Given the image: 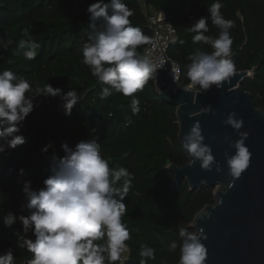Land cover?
<instances>
[{"label": "trees", "instance_id": "1", "mask_svg": "<svg viewBox=\"0 0 264 264\" xmlns=\"http://www.w3.org/2000/svg\"><path fill=\"white\" fill-rule=\"evenodd\" d=\"M96 0H0V71L11 70L26 78L35 90V82L41 86L51 84L60 88L61 94L75 89L79 102L71 114L66 115L59 97H45L50 119H42L41 114L33 112L21 127L26 143L0 154V186H7L17 197V215L25 202L22 191L23 181H31L32 187H42L47 177V168L53 155V149L42 153L48 143L54 145L55 154L64 155L61 145L67 143L74 147L78 142L98 138L101 154L111 157L110 167L122 166L135 174L133 187L129 190L124 203L127 212L122 217L128 225L131 237L127 244L130 256L123 264H139L140 257L132 255L140 243L156 249V259L148 264H175L179 259V248L175 253L168 251L171 242L169 229L177 214L185 212L187 222L205 204L213 203L209 189L189 190L185 181L172 187V172L167 164L182 165L186 158L177 139V124L173 105L162 100L150 79L142 91L136 93L140 100L141 111L133 114L131 97L115 93L107 99H101L100 89L104 85L97 83L87 66L63 68L82 58L81 39H87L90 23L87 8ZM108 2V0H105ZM214 0H142L145 6L164 12L166 19L175 27L176 36L169 43L168 54L180 67V83L186 84L187 57L197 49L211 52L210 46L193 43L187 27L200 18L209 24L206 35L218 36L219 29L211 24L208 8ZM224 17L234 21L231 29L233 38L232 55L237 70L253 67V75L243 79L242 89L251 94L255 107L264 108V0H222ZM134 10L130 17L132 25L138 27L149 37L144 11L138 0H124ZM29 29L28 34L23 30ZM34 39L40 47L36 49V58L23 57L18 44L21 40ZM11 40L13 43L8 44ZM183 42V43H181ZM144 45L137 50L142 53ZM11 58L9 65L5 60ZM64 76L57 84L52 81ZM50 79V80H49ZM145 107V111L142 109ZM62 124L66 136H61L52 124ZM172 144L170 147L168 144ZM176 151V153H174ZM20 169H23L21 176ZM9 210L0 203V238L12 244L15 264H26L31 254L17 247L18 238L14 231L3 229L1 222ZM165 224H159L160 222ZM22 233V225L14 224ZM179 229H187L179 225ZM155 234V235H154ZM161 243H158L157 237ZM164 249H161V248ZM4 253L0 249V254Z\"/></svg>", "mask_w": 264, "mask_h": 264}, {"label": "clouds", "instance_id": "2", "mask_svg": "<svg viewBox=\"0 0 264 264\" xmlns=\"http://www.w3.org/2000/svg\"><path fill=\"white\" fill-rule=\"evenodd\" d=\"M223 7L222 0H214L208 8L211 24L219 29L218 36L206 35L210 29L205 18L187 27L194 34L193 43L212 49L210 53L197 49L187 57L189 87L205 92L213 86L220 89L236 71L234 61L229 58L235 23L224 17ZM87 14L90 31L80 49L81 63L88 67L97 83L104 85L99 92L101 99L115 93L131 97V111L138 114L141 109L136 93L154 78L157 64L137 49L151 43V39L132 25L130 17L134 10L124 0H96L88 6ZM23 32L28 34L29 29ZM12 43L8 41L9 45ZM18 47L23 57L31 61L40 45L29 37L28 41L21 40ZM5 63L11 65L14 61L8 58ZM31 92L32 85L26 78L11 70L0 71V154L26 143L21 127L36 106L34 97H59L66 115L71 114L80 99L75 89L62 95L60 88L46 83L36 89L37 95ZM201 112L208 114L213 110L209 106ZM223 123L239 133L235 142L225 137L234 154L224 153L229 176L239 178L250 165L251 152L245 145L248 133L240 131L244 122L235 112L229 113ZM204 139L199 122L183 135L181 146L191 158L188 165L198 162L202 170L209 172L215 166L219 173L221 166ZM61 148L62 157L55 154L51 142L41 149L42 153L53 149L48 175L38 189L32 187L31 181H23L26 199L20 211L27 215L8 212L3 216V225L9 229L17 222L22 225V233L16 230L13 235L18 238L17 247L31 254L26 264H118L130 251L127 241L131 235L122 217L127 212L124 200L133 187L135 174L122 166L110 167L111 157L101 155L98 138L82 140L74 147L65 143ZM19 174L23 176V169ZM178 237L179 242L173 240L168 245L172 253L179 248L178 264H205L207 249L202 241L207 236L203 229H180ZM138 255L139 264H148L156 259V249L144 244ZM15 260L11 248L0 254V264H15Z\"/></svg>", "mask_w": 264, "mask_h": 264}, {"label": "water", "instance_id": "3", "mask_svg": "<svg viewBox=\"0 0 264 264\" xmlns=\"http://www.w3.org/2000/svg\"><path fill=\"white\" fill-rule=\"evenodd\" d=\"M245 78V70H236L222 88L213 86L205 92L176 87L165 67L157 68L154 76L159 97L175 108L177 139L186 158L182 165H167L173 174L170 185L185 181L189 190L216 187L213 203L196 212L191 223L193 230L203 229L207 236L202 241L207 249L205 264H264V110L255 107L251 94L242 89L240 83ZM209 106L214 114L201 112ZM232 112L244 122L240 131L248 133L245 145L251 152L248 169L235 179L229 176L224 157L226 151L234 154L225 137L230 142L239 138L238 132L223 123ZM196 122L221 166L219 173L215 166L209 172L198 162L188 165L191 158L181 143Z\"/></svg>", "mask_w": 264, "mask_h": 264}, {"label": "rangeland", "instance_id": "4", "mask_svg": "<svg viewBox=\"0 0 264 264\" xmlns=\"http://www.w3.org/2000/svg\"><path fill=\"white\" fill-rule=\"evenodd\" d=\"M138 1L141 4L142 9H143V11L145 13L148 14V13L151 12V8L148 7V6H145L142 3V0H138ZM83 41H85V39H81L80 40V42H79L80 47L82 46V42ZM81 60H82V58H77L72 63H66L65 66H63V68H66L67 69V68H77V67H80V66H82ZM236 70H237V68H236ZM63 80H64V76L63 77H60V78H58L56 80H53L52 83L55 85V84H57L59 82H62ZM153 81H154V78H153ZM41 84H43V83H40V82L37 83V82H35L36 89L38 87H41ZM155 88H156V86H155ZM36 89L35 90H32L31 95H37ZM156 91H157V89H156ZM44 98H45L44 96L34 97L33 98V103H34V105H36L35 106L36 107V112L41 114V118L48 120V119H50L49 115H50V112L51 111L48 109L49 107L47 106V102H46V100ZM262 110H264V108ZM142 111L143 112L145 111V107H143ZM52 126H53V129L55 131H58V133H60L61 136H66V129L63 128L62 124H60V123L59 124L53 123ZM64 141L67 143V139H65ZM168 145L170 147H172V144L171 143L168 144ZM174 153H176V151H174ZM215 188H216L215 186H212V187H209V188H206V189H209L210 192L213 193L214 190H215ZM213 200H214V198H213ZM16 202H17L16 195L7 186H0V203L1 204H4V206L9 210V212H12L15 215H17ZM198 211H196V212H198ZM184 217L185 218L187 217L185 215V212H182V214H179L178 213L177 214V217H175V219H173V221H171V227H170V229L168 231L171 241L177 240V242H179V237H178V233H179V230H180L179 229V225H184L187 228H190L191 230H189V231H192L193 230L191 228V223H192V219H193L194 216H192L191 219L188 220L187 222H184L182 220V218H184ZM159 224L162 225V224H165V222L162 221ZM1 225H2L3 229H5L7 231H16L17 230L15 228V226H13L11 229L6 228L3 225V221L1 222ZM155 237H157L158 243H161L160 242V239L158 238V236H155ZM131 239L134 240V239H138V238L137 237H131ZM141 245H144V244L143 243H140L139 246L136 249H134V252H133L132 255H137L138 256V252H139V249H140V246ZM12 246L13 245L10 244L8 242V240H5L4 238H0V249H3L4 252L7 249H9V248L12 249ZM161 249H164V248L162 247ZM124 255H125V260H127L129 258V256L131 255L130 254V251L127 252V253H125ZM160 264H166V260L161 259L160 260ZM175 264H178V260H177V262Z\"/></svg>", "mask_w": 264, "mask_h": 264}, {"label": "built area", "instance_id": "5", "mask_svg": "<svg viewBox=\"0 0 264 264\" xmlns=\"http://www.w3.org/2000/svg\"><path fill=\"white\" fill-rule=\"evenodd\" d=\"M145 23L150 31L149 38L151 43L145 44L142 53L149 55L157 64V68L165 67L171 76L176 87L186 88L189 90H200L198 87H189V81L186 84L180 83V67L178 63L168 54L169 43L176 36L175 27L166 19L165 14L161 10L151 8L150 13L144 12ZM247 77L252 76L253 67L245 70ZM125 255L118 264H123Z\"/></svg>", "mask_w": 264, "mask_h": 264}, {"label": "crops", "instance_id": "6", "mask_svg": "<svg viewBox=\"0 0 264 264\" xmlns=\"http://www.w3.org/2000/svg\"><path fill=\"white\" fill-rule=\"evenodd\" d=\"M148 7H149V6H148ZM150 8H151V7H150ZM174 38H175V37H174ZM174 38H173V39H174Z\"/></svg>", "mask_w": 264, "mask_h": 264}]
</instances>
